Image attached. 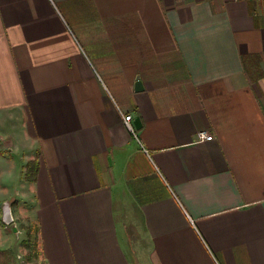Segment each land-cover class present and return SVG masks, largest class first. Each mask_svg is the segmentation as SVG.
Masks as SVG:
<instances>
[{"label":"crops","instance_id":"obj_1","mask_svg":"<svg viewBox=\"0 0 264 264\" xmlns=\"http://www.w3.org/2000/svg\"><path fill=\"white\" fill-rule=\"evenodd\" d=\"M18 185L43 264H264V2L0 0Z\"/></svg>","mask_w":264,"mask_h":264},{"label":"rangeland","instance_id":"obj_2","mask_svg":"<svg viewBox=\"0 0 264 264\" xmlns=\"http://www.w3.org/2000/svg\"><path fill=\"white\" fill-rule=\"evenodd\" d=\"M27 171L26 164L21 168L20 179L22 178L24 181L28 179ZM16 188L19 193L15 201H17V204L19 203V206L14 207L13 202L11 204L17 218L10 224L5 223L3 219L0 220V264H43L42 261L39 262V254L35 256L34 244H39L38 238L35 237V221L30 219L27 211H24L30 207L28 200L22 195V192H25L26 189L21 185ZM12 191L16 192L14 187ZM23 203L26 207L22 211L21 206Z\"/></svg>","mask_w":264,"mask_h":264},{"label":"water","instance_id":"obj_3","mask_svg":"<svg viewBox=\"0 0 264 264\" xmlns=\"http://www.w3.org/2000/svg\"><path fill=\"white\" fill-rule=\"evenodd\" d=\"M142 85H141V81L137 80L136 82V90H140L142 89ZM134 124L136 125V127H139L140 126V118L137 117L134 121ZM3 221L7 224H10L12 222H14V219H13V216H12V213H11V209H10V204L6 203L5 207H4V213H3Z\"/></svg>","mask_w":264,"mask_h":264},{"label":"built area","instance_id":"obj_4","mask_svg":"<svg viewBox=\"0 0 264 264\" xmlns=\"http://www.w3.org/2000/svg\"><path fill=\"white\" fill-rule=\"evenodd\" d=\"M255 1H259V2H264V0H255ZM133 120V116L132 114H127L124 116V123L126 124V126L132 131L134 132V128L131 124ZM199 140H206V141H209V140H213L214 139V135L212 134H209L208 132L206 131H202L199 133V136H198Z\"/></svg>","mask_w":264,"mask_h":264},{"label":"trees","instance_id":"obj_5","mask_svg":"<svg viewBox=\"0 0 264 264\" xmlns=\"http://www.w3.org/2000/svg\"><path fill=\"white\" fill-rule=\"evenodd\" d=\"M27 167H28V171H27V176L28 177L27 178L29 179V178H31L32 173L36 170L37 167H36V163H34V162L28 163ZM34 229H35V237L38 238V241H39V237H38L39 228H38L37 224H34ZM38 247H39V244L35 243L34 244V248H35V251H36V255L35 256H37L39 254Z\"/></svg>","mask_w":264,"mask_h":264}]
</instances>
